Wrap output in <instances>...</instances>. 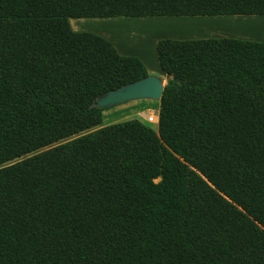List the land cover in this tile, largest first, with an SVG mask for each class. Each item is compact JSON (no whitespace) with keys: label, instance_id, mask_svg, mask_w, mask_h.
<instances>
[{"label":"trees","instance_id":"16d2710c","mask_svg":"<svg viewBox=\"0 0 264 264\" xmlns=\"http://www.w3.org/2000/svg\"><path fill=\"white\" fill-rule=\"evenodd\" d=\"M206 15L264 0H0V264H264V41L159 39L156 130L102 125L149 73L70 24Z\"/></svg>","mask_w":264,"mask_h":264},{"label":"rangeland","instance_id":"374dc122","mask_svg":"<svg viewBox=\"0 0 264 264\" xmlns=\"http://www.w3.org/2000/svg\"><path fill=\"white\" fill-rule=\"evenodd\" d=\"M127 18L132 17H76L70 19V24L75 30L92 31L108 37V32L101 28L103 25L101 23L110 19L106 24L111 27V34L116 39L118 46L144 59L149 67V75L157 76L159 71L155 69L156 64L159 66V62L153 39L161 35L162 38H165L163 36L166 35V37L175 39L234 37L264 41V15L164 16L151 17L153 20L149 21ZM159 111L160 101L158 100L127 101L105 108L102 125L139 118L158 130ZM149 115L156 116V121H148Z\"/></svg>","mask_w":264,"mask_h":264},{"label":"water","instance_id":"95a60500","mask_svg":"<svg viewBox=\"0 0 264 264\" xmlns=\"http://www.w3.org/2000/svg\"><path fill=\"white\" fill-rule=\"evenodd\" d=\"M166 84L167 82L163 78L157 75H148L102 93L93 105L105 109L132 100L160 101Z\"/></svg>","mask_w":264,"mask_h":264},{"label":"crops","instance_id":"0c3cea01","mask_svg":"<svg viewBox=\"0 0 264 264\" xmlns=\"http://www.w3.org/2000/svg\"><path fill=\"white\" fill-rule=\"evenodd\" d=\"M117 17H125V16H117ZM151 17H155V18H156V17H164V16H143V17H132V18H127V19H130V20H145V21H149V20H153V18H151ZM170 17H171V16H170ZM191 17H192V16H191ZM193 17H199V16H193ZM200 17H201V16H200ZM100 18H109V17H100ZM111 18H112V17H111ZM120 19H122V18H120ZM109 20H110V19L104 20V22L101 23V24H103V25H101V28H103L104 31L108 32V37L106 36V34H105V36H106L110 41H112V42L114 43V45L116 46V48L118 49V51H119L120 53L134 55L135 53L129 52V51H127V49H122L121 47L118 46V44L116 43V39H115L114 36L111 34V27H110L109 25L106 24V23L109 22ZM72 29H73V28H72ZM73 30H75V29H73ZM75 31H78V30H75ZM163 37H166V35H164ZM159 38H162V35L159 36V37H155V38L153 39V42H154L153 45L156 46V48H157V41H158ZM137 56H138V55H137ZM141 60L143 61V63L145 64V66L147 67V70H148L149 67H148L146 61H145L144 59H142V58H141ZM158 62H159V61H158ZM155 70H156V71H159V74H158L159 77L163 78V79L165 80V82L168 81V79H169L170 76L162 70V68L160 67V64H159V66H158V64H156V69H155Z\"/></svg>","mask_w":264,"mask_h":264},{"label":"built area","instance_id":"2783aa9c","mask_svg":"<svg viewBox=\"0 0 264 264\" xmlns=\"http://www.w3.org/2000/svg\"><path fill=\"white\" fill-rule=\"evenodd\" d=\"M152 117H153V115H149V116H148V121L151 122V121H152Z\"/></svg>","mask_w":264,"mask_h":264},{"label":"bare ground","instance_id":"6f19581e","mask_svg":"<svg viewBox=\"0 0 264 264\" xmlns=\"http://www.w3.org/2000/svg\"><path fill=\"white\" fill-rule=\"evenodd\" d=\"M156 118H157L156 116H153V117H152V121L155 122V121H156ZM157 122H158V121H157ZM152 123H153V122H152Z\"/></svg>","mask_w":264,"mask_h":264}]
</instances>
